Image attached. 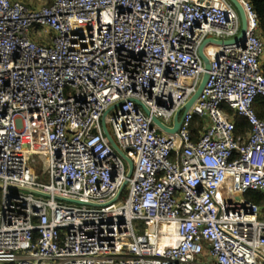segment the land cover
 Returning <instances> with one entry per match:
<instances>
[{
    "label": "built area",
    "instance_id": "1",
    "mask_svg": "<svg viewBox=\"0 0 264 264\" xmlns=\"http://www.w3.org/2000/svg\"><path fill=\"white\" fill-rule=\"evenodd\" d=\"M238 1L244 40L205 46L209 80L169 133L154 119L173 128L196 93L203 43L241 32L230 0H0V263L264 264L263 210L245 198L264 190V39ZM120 103L107 124L134 172L113 202L128 162L102 119Z\"/></svg>",
    "mask_w": 264,
    "mask_h": 264
},
{
    "label": "water",
    "instance_id": "2",
    "mask_svg": "<svg viewBox=\"0 0 264 264\" xmlns=\"http://www.w3.org/2000/svg\"><path fill=\"white\" fill-rule=\"evenodd\" d=\"M233 5L236 7L240 17H241V32L240 34L233 38V39H229V40H217V39H207L203 45L200 48V56L204 61L205 64V73L203 75L202 81L196 91V93L192 96V98L187 102V104L181 108L177 114L175 115L174 118V127L170 128L168 126H166L163 122H161L159 119L155 118L154 121L159 124L165 131L169 132V133H177L182 125V120L185 116V114L193 107V105L196 103V101L198 100V98L200 97V95L202 94L208 80L210 77V70H211V60L208 57V55L205 53V46L209 43V42H214L216 44H237L241 41L244 40L245 35L247 33V29H248V20H247V16L245 13V10L243 8V6L240 4V2L238 0H230ZM138 102V101H137ZM141 106L144 107V109L146 110L147 113H149V110L147 107H145L142 103L138 102ZM121 104H117L111 108H109L102 119V123H103V128H104V132L105 135L108 137L111 145L113 148H115L128 162V172H127V179L125 180L123 186L121 187L117 197L113 200V202L119 200L121 194L123 193V191L125 190V188L127 187V185L129 184V180L132 178L133 172H134V162L133 160L120 148V146L118 145V143L116 142V140L114 139V137L112 136V134L110 133L108 126H107V118L110 114L111 111H113L114 109H116L117 107H119ZM0 188H3L2 185H0ZM9 189H16V190H23L26 192H30V193H34L36 195H40V196H44V197H50L49 194L46 193H42L40 191L37 190H33V189H29V188H24V187H19V186H8ZM264 193V190L262 191ZM57 199L61 200V201H67L70 203H76V204H80V205H88V206H100L99 204H93V203H88V202H83V201H78V200H72V199H66V198H62V197H56ZM111 202V203H113Z\"/></svg>",
    "mask_w": 264,
    "mask_h": 264
},
{
    "label": "trees",
    "instance_id": "3",
    "mask_svg": "<svg viewBox=\"0 0 264 264\" xmlns=\"http://www.w3.org/2000/svg\"><path fill=\"white\" fill-rule=\"evenodd\" d=\"M255 9V11L258 14L259 18V30L258 34L260 37L264 39V0H249ZM51 0L49 1V3ZM262 70L264 73V62L262 64ZM254 109L259 116V118L264 119V97L263 96H258L255 103H254ZM236 123H237V131L238 132H244L247 129H249V125L245 118L241 116H236ZM195 124L197 131L203 129L205 126L206 122L200 118L199 116L195 117ZM245 198L248 201L254 202L258 204L263 212H264V193L262 191H250L246 193Z\"/></svg>",
    "mask_w": 264,
    "mask_h": 264
},
{
    "label": "rangeland",
    "instance_id": "4",
    "mask_svg": "<svg viewBox=\"0 0 264 264\" xmlns=\"http://www.w3.org/2000/svg\"><path fill=\"white\" fill-rule=\"evenodd\" d=\"M24 1H26L27 4H29L30 6H33V7L37 6V7H39V6H42L45 3L49 2L50 0H24ZM39 30H41V27H39ZM42 36L45 37V35H42ZM107 126H108V129H109L110 133L112 134L113 133V129H112L111 124L108 123ZM35 158H36L37 162L33 163V167H34L35 171L37 172V175L36 176L40 175V178L45 179V180H48V177L47 176L41 175L42 172L45 173L46 170H47V160H46V157H43L41 155H36ZM126 192H127V190H126ZM126 192L124 193L123 197L126 196ZM263 215H264V212H263ZM261 217H262V215H261ZM0 264H2V263H0Z\"/></svg>",
    "mask_w": 264,
    "mask_h": 264
},
{
    "label": "crops",
    "instance_id": "5",
    "mask_svg": "<svg viewBox=\"0 0 264 264\" xmlns=\"http://www.w3.org/2000/svg\"><path fill=\"white\" fill-rule=\"evenodd\" d=\"M22 1H24V0H22ZM24 2H26V1H24ZM27 3V2H26ZM30 3V2H29ZM263 62H264V57L262 58V64H263Z\"/></svg>",
    "mask_w": 264,
    "mask_h": 264
}]
</instances>
